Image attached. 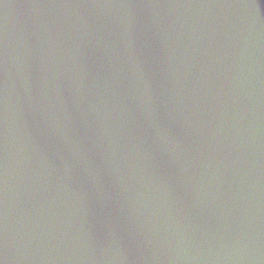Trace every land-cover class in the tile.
I'll use <instances>...</instances> for the list:
<instances>
[{
    "label": "water",
    "instance_id": "95a60500",
    "mask_svg": "<svg viewBox=\"0 0 264 264\" xmlns=\"http://www.w3.org/2000/svg\"><path fill=\"white\" fill-rule=\"evenodd\" d=\"M5 264H264V0H0Z\"/></svg>",
    "mask_w": 264,
    "mask_h": 264
},
{
    "label": "snow or ice",
    "instance_id": "6c2138e0",
    "mask_svg": "<svg viewBox=\"0 0 264 264\" xmlns=\"http://www.w3.org/2000/svg\"><path fill=\"white\" fill-rule=\"evenodd\" d=\"M0 264H5V261L3 259H0Z\"/></svg>",
    "mask_w": 264,
    "mask_h": 264
}]
</instances>
